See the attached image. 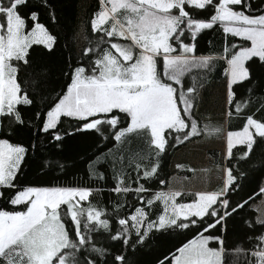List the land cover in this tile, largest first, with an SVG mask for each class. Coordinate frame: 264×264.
Instances as JSON below:
<instances>
[{
	"label": "snow or ice",
	"instance_id": "6c2138e0",
	"mask_svg": "<svg viewBox=\"0 0 264 264\" xmlns=\"http://www.w3.org/2000/svg\"><path fill=\"white\" fill-rule=\"evenodd\" d=\"M99 6L91 19L92 31L103 34L95 50L85 48L75 64L69 59L66 86L54 96H44L48 72L43 65L34 72L28 69L33 45L51 53L57 42L39 22V9H47L48 0H37L35 5L32 0H0V127H6L9 136L32 133L35 128L36 138L48 134L57 148L64 137L75 134L121 144L130 133L144 134L154 160L143 168L136 164V188L126 185L124 175L116 177L113 188L116 193L134 192L144 201L141 194L149 189L140 180L148 182L158 176L167 149L203 134L194 118L197 88L183 80L187 71L193 67L211 71L217 60L226 64L223 74L229 117L233 105L240 114L251 103L250 99L237 101L234 86L246 85L249 97L264 89V8L253 12L251 0H99ZM199 12L207 18L193 14ZM217 25L225 39L239 38L240 43H231V51L225 46L219 56H196L198 34ZM116 39L123 42H113ZM21 70L26 73L23 86L18 76ZM37 102L34 116L25 119L18 106ZM65 120L68 128H63ZM257 138L264 141V119L248 114L240 130L227 131L224 159L230 164L236 145L245 146L241 158L248 159ZM31 150L36 151L35 145ZM28 152L23 144L0 138V198L12 206L0 209V264H137L133 253L150 234H186L192 229L193 237L176 248L171 264H222L223 240L210 229L218 225L226 229L227 218L248 203L231 201L245 174L225 164L218 190L156 191L144 201L149 208L155 202L163 205L155 220L143 207L120 216L122 204L116 206L113 219L90 204L82 206L81 202L89 200L91 188L21 187L17 179ZM100 155L89 157L90 172H96L98 180L104 179L96 171L102 162ZM52 165V160L45 159L39 169L48 175ZM56 167L63 171L66 165L57 162ZM159 184L164 185L165 180L159 179ZM185 196L191 197L190 202L177 201ZM257 223L264 225V219ZM101 231L121 245L115 255L97 245L94 234ZM255 239L251 256L254 264H264V234ZM213 242L220 247H210Z\"/></svg>",
	"mask_w": 264,
	"mask_h": 264
},
{
	"label": "trees",
	"instance_id": "16d2710c",
	"mask_svg": "<svg viewBox=\"0 0 264 264\" xmlns=\"http://www.w3.org/2000/svg\"><path fill=\"white\" fill-rule=\"evenodd\" d=\"M36 3L37 0H32L33 5ZM251 3L253 12L264 8V0H251ZM99 7V0H89L87 4L84 2L81 6L78 5L77 0H48V8L39 9V22L44 24L51 34L57 38L56 45L51 53L41 45H33L29 50L31 53V68L28 69V72H34L41 65L48 72L47 84L41 95L54 96L60 92L68 83L65 73L68 71L69 59L75 64L77 57L85 48H93L95 50L96 41L103 34H97L92 31L91 19L94 17V13L99 10ZM237 8L239 9V6ZM53 14L55 21L52 20ZM193 14L197 15V18H207V14L203 12ZM28 23L31 24L32 22L28 21ZM78 25L82 33V49L76 53L74 52L72 36ZM105 39L109 38L105 37ZM113 42L123 41L116 39ZM194 43L196 45V56H219L225 46H229V51H231L230 44L240 43V41L239 38L230 36L225 39L222 30L217 25L212 30H204L198 34ZM224 67H226V64L217 60L213 63L211 71L193 67L183 77L185 85H194L197 88L194 101V118L199 122V127L202 130L201 115L196 114L198 94L201 90L211 85H217L225 79L223 74ZM18 76L19 82L23 86V81L26 77L25 71H19ZM234 87L237 101L250 99L251 103L240 114L235 113V106L233 105L231 109L233 115L231 117L228 116L230 108L226 104V132L240 130L245 122V116L248 114H254L256 119H264V110L257 111L264 105V89H258L255 94L249 97L246 85H236ZM29 91L31 93V88H29ZM18 107L25 119H28L34 116L39 107V102L35 106L21 105ZM68 127L69 122L65 120L63 128ZM203 136L204 133L197 138L167 149L166 154L160 160L158 176L148 182L143 179L140 180V183L149 189L148 192L141 194L144 197V201L151 198L154 192L166 190L173 175L171 163L174 155L193 142L201 141ZM0 138H8L14 144L20 143L29 148L28 156L17 179V183L21 187L34 185L91 188L92 194L88 201L81 202L82 206L87 208L90 204L97 210L106 212L113 219L116 218V206L118 204L123 205L119 210L120 216L131 214L134 212L135 207H143L151 219L155 220L163 211V205L160 202H155L149 208L144 201L137 199V195L134 192L124 194L113 191L117 184L116 177L119 175H124L125 183L128 187L136 188L138 186L136 183V172L134 171L136 164H141L143 168L149 161L154 160V151L150 146L149 138L144 134L130 133L122 144L114 141H104L98 136L75 134L70 137H64V143L60 148L54 146L55 142L48 134L40 133L39 138H36L35 128L32 133L26 131L17 132L9 136L8 129L0 127ZM33 145L36 148L35 152L31 150ZM244 151L245 146L236 145L233 148L230 164L229 161L221 158L217 150H208L206 152L207 157L212 160V166L222 167L225 164H229L235 172L245 174L240 181L239 190L233 193L230 199L233 202L248 201V203L243 209L238 210L227 218L226 229H222L220 225L216 229H210L213 235L220 236L223 240L222 264H249L250 261L254 264L251 251L257 244L255 238L264 234V225L257 223V215L253 209V205L261 200L262 195L260 189L264 180V165H262V162H264V141L257 138V142L248 159L241 158ZM98 154H102L100 155L102 162L96 166V171L103 173L104 179L102 180L96 179V172H90L89 169V157L95 158ZM45 159L53 161L48 175H43L39 169V165ZM57 162L66 165L63 171L57 170ZM178 168L179 170L174 174L184 179L192 178L193 169L189 165L183 164L178 166ZM159 179L165 180V184H159ZM221 183L213 190H218ZM4 191L5 196L9 195L8 191ZM190 200L191 197L188 196H185L184 199L177 198L178 202H190ZM11 207L6 202V199L0 198V209H10ZM249 223L252 224V227H249ZM194 233L195 229L186 234H178L177 232H172L171 234L168 232L163 234L154 232L150 234L146 242L133 253L137 264H171V260L176 254V248L186 242L187 239H191ZM94 236L97 245L108 248L113 255L120 251L121 245L110 241L107 234L103 231L94 234ZM210 247L219 248L220 245L213 242Z\"/></svg>",
	"mask_w": 264,
	"mask_h": 264
},
{
	"label": "rangeland",
	"instance_id": "374dc122",
	"mask_svg": "<svg viewBox=\"0 0 264 264\" xmlns=\"http://www.w3.org/2000/svg\"><path fill=\"white\" fill-rule=\"evenodd\" d=\"M78 5L89 2V0H77ZM107 26V25H106ZM74 52H80L82 45V33L79 25L72 36ZM196 114L201 115L204 136L201 141L193 142L188 147L178 151L171 163V176L165 191L177 190L182 193L195 191H212L222 182V167L212 166V160L207 157L208 150H217L222 159L226 154V93L225 79L217 84L201 90L198 94ZM222 129L217 133L215 129ZM224 155V156H223ZM189 165L193 169L191 179H184L174 174L179 170L178 166ZM264 188V180L262 183ZM257 220L264 219V193L261 200L253 205Z\"/></svg>",
	"mask_w": 264,
	"mask_h": 264
},
{
	"label": "crops",
	"instance_id": "0c3cea01",
	"mask_svg": "<svg viewBox=\"0 0 264 264\" xmlns=\"http://www.w3.org/2000/svg\"><path fill=\"white\" fill-rule=\"evenodd\" d=\"M226 104H227V103H226ZM224 155H225V154H224ZM224 155H223V156H224Z\"/></svg>",
	"mask_w": 264,
	"mask_h": 264
}]
</instances>
